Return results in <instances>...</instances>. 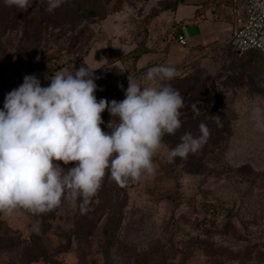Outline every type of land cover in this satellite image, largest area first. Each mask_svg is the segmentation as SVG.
Instances as JSON below:
<instances>
[{"label":"rangeland","instance_id":"obj_1","mask_svg":"<svg viewBox=\"0 0 264 264\" xmlns=\"http://www.w3.org/2000/svg\"><path fill=\"white\" fill-rule=\"evenodd\" d=\"M170 1L113 0L37 48L0 25V98L77 95L32 124L0 99V264H264V53Z\"/></svg>","mask_w":264,"mask_h":264},{"label":"trees","instance_id":"obj_2","mask_svg":"<svg viewBox=\"0 0 264 264\" xmlns=\"http://www.w3.org/2000/svg\"><path fill=\"white\" fill-rule=\"evenodd\" d=\"M186 1L173 0L166 3L162 9L163 11H175L181 3L183 4ZM112 2L113 0H0V25L7 27L10 24H16L19 19L23 20L25 23L26 38L31 43L30 48H37L43 39L45 29H48L50 26L65 27L63 34H69L72 37L75 29L82 26L85 21L90 22L100 16H106L112 10H119L120 7L108 9V6ZM176 30L175 36L181 34V28L179 26ZM90 92L94 96L97 94L95 88ZM76 96L73 95L64 101H59L58 90L56 87H53L49 95L38 100L33 108H31V103L35 100L30 101L29 98V101H26L24 99L25 97L21 96L29 105V108H31L28 124H32L44 116L57 114L61 110L60 105L66 106L76 102ZM11 111L18 112L22 115L28 113L17 108ZM5 164V159L0 160V172ZM18 202H21L23 208L38 219L44 217L36 213L28 204L23 203L21 199H18ZM119 220L120 218L116 219L118 222ZM40 248L42 249L41 246ZM40 254L47 255V252L40 250ZM237 262V264H246L242 260Z\"/></svg>","mask_w":264,"mask_h":264},{"label":"built area","instance_id":"obj_3","mask_svg":"<svg viewBox=\"0 0 264 264\" xmlns=\"http://www.w3.org/2000/svg\"><path fill=\"white\" fill-rule=\"evenodd\" d=\"M248 14L243 25L236 28L229 42L242 52L258 51L264 53V0H245ZM177 41L187 45V37L183 34L176 36ZM15 81L10 80L2 89L1 101L5 105L19 110H28L29 105L14 89ZM36 102L31 103L35 107Z\"/></svg>","mask_w":264,"mask_h":264},{"label":"crops","instance_id":"obj_4","mask_svg":"<svg viewBox=\"0 0 264 264\" xmlns=\"http://www.w3.org/2000/svg\"><path fill=\"white\" fill-rule=\"evenodd\" d=\"M186 2H191L192 4H195V6H199L197 15L202 19H211V24H214L215 26L219 25L217 20H220L221 18L222 22L220 25L225 22L227 27L226 31L223 30V32L226 33L228 30H231L230 33H232V35L234 34L237 27L244 24L248 14L245 0H187ZM200 6L202 9H200ZM199 22L193 23L195 28L194 34L197 35L191 41L192 45L194 46L193 48H196L195 45H199L200 42L207 43L209 41L206 39L205 32H202ZM203 28H205V26H203ZM181 34L187 37L186 32H184L182 29ZM230 37L228 40H230ZM227 38H221L220 41H217L216 43L222 42L224 41L223 39L226 40ZM209 51L210 48L204 49L202 54H206ZM195 54L197 55V53L194 52L189 54L187 51H178V54L174 56L177 57L174 61H185L186 59L190 58V56L194 57Z\"/></svg>","mask_w":264,"mask_h":264}]
</instances>
